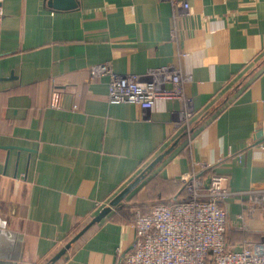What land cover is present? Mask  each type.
Segmentation results:
<instances>
[{
  "label": "crops",
  "instance_id": "0c3cea01",
  "mask_svg": "<svg viewBox=\"0 0 264 264\" xmlns=\"http://www.w3.org/2000/svg\"><path fill=\"white\" fill-rule=\"evenodd\" d=\"M3 6L0 264L51 258L178 138L147 176L182 180L189 168L182 102L158 99L143 116L138 104L110 103L109 76L91 70L110 61L118 73L146 74L170 64L177 52L174 16L187 51L182 69L190 80L195 156L208 163L206 177L229 180V228L264 237L262 215L251 230L238 227L250 190L264 186V140L256 138L264 128V0H78L67 9L49 0H4ZM24 85L28 92L4 95ZM139 195L147 197L144 189ZM120 207L74 242L60 264H125L137 231L134 223L111 219Z\"/></svg>",
  "mask_w": 264,
  "mask_h": 264
},
{
  "label": "built area",
  "instance_id": "2783aa9c",
  "mask_svg": "<svg viewBox=\"0 0 264 264\" xmlns=\"http://www.w3.org/2000/svg\"><path fill=\"white\" fill-rule=\"evenodd\" d=\"M3 1L0 0V20L5 14ZM183 6L189 9L187 1ZM178 21L174 16L172 35L177 52L170 64L146 74L118 73L110 61L91 67L94 76H109L110 103L138 104L143 116H147L156 100L178 99L187 117L184 124L189 168L182 176L186 193L175 196L171 202L152 205L147 213L139 208L134 210L137 238L124 255L125 264H264V237H248L238 246L227 245L229 223L224 204L234 191L227 176L206 177L208 163L195 156L190 80L182 69L187 51L178 39ZM249 195L238 225L245 230H251L252 220L264 216V186L250 190Z\"/></svg>",
  "mask_w": 264,
  "mask_h": 264
},
{
  "label": "trees",
  "instance_id": "16d2710c",
  "mask_svg": "<svg viewBox=\"0 0 264 264\" xmlns=\"http://www.w3.org/2000/svg\"><path fill=\"white\" fill-rule=\"evenodd\" d=\"M55 89L62 90V86H55ZM29 85H24L21 87L10 88L4 91L5 96H10L17 93L28 92ZM33 93L32 91H30ZM137 188V190L129 194L122 202V207L117 210L112 216L111 219L114 221H122L128 223L135 222L134 210L139 208L143 213L150 212L152 205L158 203H167L175 200V196H181L186 193V188L183 184V181L175 178H168L159 173L153 175H148ZM144 189L146 191L147 197L145 200H140L139 191ZM225 205V204H224ZM96 225V224H95ZM81 229V228H79ZM78 229V230H79ZM77 230V231H78ZM76 231V232H77ZM87 233V232H86ZM85 233V234H86ZM83 234L81 237H83ZM71 236L67 242L72 238ZM80 237V238H81ZM254 237L252 231H242L234 228H229L226 232V243L228 246H236L239 243H242L246 238ZM77 242V241H76ZM75 242V243H76ZM65 253L59 260L51 263V258L46 259L42 264H60L63 261V258L66 257Z\"/></svg>",
  "mask_w": 264,
  "mask_h": 264
},
{
  "label": "water",
  "instance_id": "95a60500",
  "mask_svg": "<svg viewBox=\"0 0 264 264\" xmlns=\"http://www.w3.org/2000/svg\"><path fill=\"white\" fill-rule=\"evenodd\" d=\"M50 6L59 9L74 8L78 6V0H49ZM186 134V133H185ZM257 142L260 143L264 140V128H261L256 134ZM179 138L175 140L170 147L165 149L159 155H157L152 162L137 176L132 182H130L124 189H122L108 205L104 206L100 212H98L73 238H71L65 246H63L57 253L51 257V263L59 260L93 224L101 221L108 213L112 211L114 207L121 204V202L133 191L139 183L147 176V174L153 170L163 159L173 150L178 144Z\"/></svg>",
  "mask_w": 264,
  "mask_h": 264
}]
</instances>
